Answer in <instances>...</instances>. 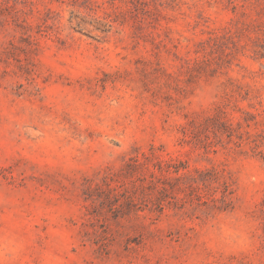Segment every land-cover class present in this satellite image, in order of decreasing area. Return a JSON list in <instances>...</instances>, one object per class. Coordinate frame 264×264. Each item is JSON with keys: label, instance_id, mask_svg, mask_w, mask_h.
Returning a JSON list of instances; mask_svg holds the SVG:
<instances>
[{"label": "rangeland", "instance_id": "374dc122", "mask_svg": "<svg viewBox=\"0 0 264 264\" xmlns=\"http://www.w3.org/2000/svg\"><path fill=\"white\" fill-rule=\"evenodd\" d=\"M0 264H264V0H0Z\"/></svg>", "mask_w": 264, "mask_h": 264}, {"label": "trees", "instance_id": "16d2710c", "mask_svg": "<svg viewBox=\"0 0 264 264\" xmlns=\"http://www.w3.org/2000/svg\"><path fill=\"white\" fill-rule=\"evenodd\" d=\"M223 188V192H222V195L220 198L216 197V194H214L212 197H211V200L210 202L214 204V206L217 204V203H220L222 205H225L226 204V198H227V191H228V185L227 184H223L222 186ZM161 190L163 192L166 191L165 187L161 188ZM215 191V190H214ZM216 192V191H215ZM160 204V203H159Z\"/></svg>", "mask_w": 264, "mask_h": 264}]
</instances>
